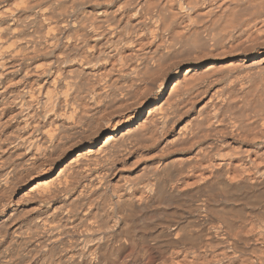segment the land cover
<instances>
[{
    "label": "bare ground",
    "instance_id": "1",
    "mask_svg": "<svg viewBox=\"0 0 264 264\" xmlns=\"http://www.w3.org/2000/svg\"><path fill=\"white\" fill-rule=\"evenodd\" d=\"M0 264H264V0H0Z\"/></svg>",
    "mask_w": 264,
    "mask_h": 264
}]
</instances>
